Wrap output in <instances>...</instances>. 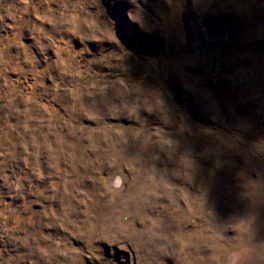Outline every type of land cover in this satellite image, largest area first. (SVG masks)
Returning <instances> with one entry per match:
<instances>
[{
  "label": "rangeland",
  "instance_id": "374dc122",
  "mask_svg": "<svg viewBox=\"0 0 264 264\" xmlns=\"http://www.w3.org/2000/svg\"><path fill=\"white\" fill-rule=\"evenodd\" d=\"M0 264H264V0H0Z\"/></svg>",
  "mask_w": 264,
  "mask_h": 264
}]
</instances>
